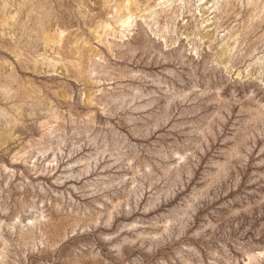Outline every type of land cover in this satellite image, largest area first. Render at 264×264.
I'll use <instances>...</instances> for the list:
<instances>
[{
	"label": "rangeland",
	"instance_id": "1",
	"mask_svg": "<svg viewBox=\"0 0 264 264\" xmlns=\"http://www.w3.org/2000/svg\"><path fill=\"white\" fill-rule=\"evenodd\" d=\"M0 264H264V0H0Z\"/></svg>",
	"mask_w": 264,
	"mask_h": 264
},
{
	"label": "bare ground",
	"instance_id": "2",
	"mask_svg": "<svg viewBox=\"0 0 264 264\" xmlns=\"http://www.w3.org/2000/svg\"><path fill=\"white\" fill-rule=\"evenodd\" d=\"M128 23H126L125 25H127Z\"/></svg>",
	"mask_w": 264,
	"mask_h": 264
}]
</instances>
